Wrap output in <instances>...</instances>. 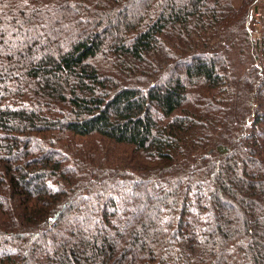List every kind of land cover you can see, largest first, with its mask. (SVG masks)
<instances>
[{"label": "trees", "instance_id": "1", "mask_svg": "<svg viewBox=\"0 0 264 264\" xmlns=\"http://www.w3.org/2000/svg\"><path fill=\"white\" fill-rule=\"evenodd\" d=\"M260 2L0 0V264H264Z\"/></svg>", "mask_w": 264, "mask_h": 264}, {"label": "built area", "instance_id": "2", "mask_svg": "<svg viewBox=\"0 0 264 264\" xmlns=\"http://www.w3.org/2000/svg\"><path fill=\"white\" fill-rule=\"evenodd\" d=\"M260 4L261 6L252 10L250 17V29L251 31L257 33L256 37L260 36L262 29L261 26L263 24L262 22H264V0H261Z\"/></svg>", "mask_w": 264, "mask_h": 264}, {"label": "rangeland", "instance_id": "3", "mask_svg": "<svg viewBox=\"0 0 264 264\" xmlns=\"http://www.w3.org/2000/svg\"><path fill=\"white\" fill-rule=\"evenodd\" d=\"M258 6H261V4L259 3ZM263 21H264V20H263ZM262 23H263V22H262ZM262 25H263V24H262ZM261 28H262V26H261ZM261 28H260V29H261ZM113 30H115L114 27L112 28V31H113ZM252 32H253V31H252ZM253 35H254V36H257V33H256V32H253ZM261 125L264 126V120L262 121ZM32 186H33V183H32ZM227 204H228V203H227ZM227 206H228V205H227Z\"/></svg>", "mask_w": 264, "mask_h": 264}]
</instances>
